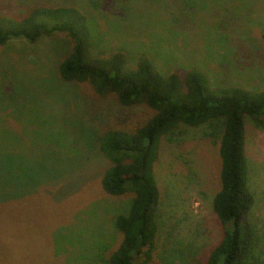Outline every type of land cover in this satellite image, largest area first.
Returning <instances> with one entry per match:
<instances>
[{
    "label": "rangeland",
    "instance_id": "374dc122",
    "mask_svg": "<svg viewBox=\"0 0 264 264\" xmlns=\"http://www.w3.org/2000/svg\"><path fill=\"white\" fill-rule=\"evenodd\" d=\"M35 6L81 11L94 56L120 52L129 67L144 57L163 76L195 69L213 89H264V0H0V15L19 19ZM70 50L64 34L0 46V264H103L99 254L120 240L113 220L130 196L103 192L109 162L98 138L109 128L133 129L153 111L61 80L58 65ZM219 127L179 125L161 138L159 231L149 264L177 251L207 256L220 240L211 208L220 187ZM245 127L254 195L248 220L264 264V131Z\"/></svg>",
    "mask_w": 264,
    "mask_h": 264
},
{
    "label": "trees",
    "instance_id": "16d2710c",
    "mask_svg": "<svg viewBox=\"0 0 264 264\" xmlns=\"http://www.w3.org/2000/svg\"><path fill=\"white\" fill-rule=\"evenodd\" d=\"M58 34L71 42L70 52L58 65L61 80L86 82L96 95H114L123 107L145 105L153 111L133 129L109 128L98 138L99 152L109 162L100 181L103 192L112 197L130 196L126 208L113 220L119 243L103 256L99 254L100 261L152 262L160 200L154 165L161 138L179 125L216 127L219 123L220 187L211 208L222 236L207 256L193 250L177 251L178 255L171 252L161 264H174L172 260L178 264H258L257 237L248 220L254 195L249 187L245 122L264 131V89H213L206 76L195 69L183 77L175 73L163 76L144 57L129 67L120 52L108 58L94 56L92 29L86 16L73 6H35L19 19L0 15V46L14 40L34 44Z\"/></svg>",
    "mask_w": 264,
    "mask_h": 264
}]
</instances>
